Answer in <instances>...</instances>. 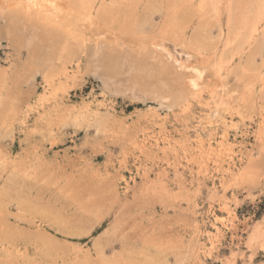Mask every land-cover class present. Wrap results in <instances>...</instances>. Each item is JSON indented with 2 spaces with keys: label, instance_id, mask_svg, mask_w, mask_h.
I'll return each instance as SVG.
<instances>
[{
  "label": "rangeland",
  "instance_id": "374dc122",
  "mask_svg": "<svg viewBox=\"0 0 264 264\" xmlns=\"http://www.w3.org/2000/svg\"><path fill=\"white\" fill-rule=\"evenodd\" d=\"M11 1L0 264H264V25L244 35L248 0H80L64 52L42 24L9 23ZM158 40L198 56L200 90Z\"/></svg>",
  "mask_w": 264,
  "mask_h": 264
},
{
  "label": "bare ground",
  "instance_id": "6f19581e",
  "mask_svg": "<svg viewBox=\"0 0 264 264\" xmlns=\"http://www.w3.org/2000/svg\"><path fill=\"white\" fill-rule=\"evenodd\" d=\"M86 1V0H85ZM202 1V5L204 6H208V5H215L216 1H218L219 3H222L223 0H201ZM242 1V0H241ZM12 3H10V7H9V15L10 19H9V23L13 20V21H17L20 23H29V22H33L35 21L36 24L39 23V26H41L40 24L43 25V27L41 26V29L43 28L45 31H47V33L49 34H56L58 36V38H61V41H66L67 43L62 44L63 48H62V52L64 51H68L69 47H71L69 45V43L72 45L73 41H67L69 40L68 38L70 37H74L75 40H77L76 44L79 42L78 40V33L75 31V29L78 27V23L81 20V18L83 17L82 12L86 11V8H84V6L80 3V0H13L11 1ZM84 2V1H83ZM89 2V1H88ZM228 2V0H227ZM91 3V2H90ZM230 3V2H229ZM228 4V3H227ZM87 5V4H86ZM219 5V4H218ZM221 5V4H220ZM223 5V4H222ZM89 6V5H87ZM92 6V5H91ZM227 6V5H226ZM235 6V5H234ZM86 7V6H85ZM219 7V6H218ZM89 8V7H88ZM224 8V7H223ZM228 8V7H226ZM246 11H245V21L243 22V28L244 29V35H249L251 38H256L260 35V29L263 27L264 25V0H248V3L245 6ZM225 9V8H224ZM89 11V10H88ZM237 11V10H236ZM240 11V10H239ZM103 12V11H102ZM244 11H242L243 13ZM240 14V13H239ZM244 14V13H243ZM233 15V13H232ZM241 17V15H239ZM243 16V15H242ZM9 18V17H8ZM230 18V17H229ZM244 18V17H243ZM242 18V19H243ZM4 19V18H3ZM7 19V18H6ZM4 19V20H6ZM8 20V19H7ZM235 20V19H234ZM84 21V19H83ZM33 22V23H35ZM81 22V21H80ZM94 22V21H93ZM8 23V24H9ZM32 23V24H33ZM82 23V22H81ZM21 24V25H22ZM31 24V26H32ZM17 25V24H14ZM26 25V24H24ZM28 25V24H27ZM242 25V24H241ZM9 26V25H6ZM5 26V27H6ZM20 26V25H19ZM34 26V25H33ZM38 26V27H39ZM4 27V28H5ZM18 27V26H17ZM27 27V26H26ZM10 28V27H9ZM14 28V26H13ZM12 28V29H13ZM20 28V27H19ZM37 28V26H36ZM98 28V27H97ZM3 29V28H2ZM7 29V28H6ZM11 29V28H10ZM18 29V28H17ZM16 29V30H17ZM21 29V28H20ZM32 29V28H31ZM30 29V30H31ZM39 29V28H38ZM15 30V31H16ZM22 30H25L24 27L22 28ZM43 30V32H44ZM77 30V29H76ZM7 31V30H6ZM13 31V30H12ZM20 31V30H19ZM28 31V30H27ZM26 31V32H27ZM40 31V29H39ZM75 31V32H74ZM1 33L5 32V31H1ZM23 32V31H22ZM21 32V33H22ZM54 32V33H53ZM8 33V31H7ZM16 33V32H15ZM18 33V34H21ZM25 33V32H24ZM23 33V35H24ZM37 33V30H35L34 34ZM40 33L42 34V31H40ZM77 33V34H76ZM242 33V32H241ZM12 34V33H9ZM8 34V35H9ZM40 34V36H41ZM51 34V35H52ZM4 35V34H3ZM15 35V34H13ZM27 35H29L27 33ZM26 35V36H27ZM38 35V33H37ZM36 35V37H37ZM47 34L44 35V37ZM241 35V34H240ZM7 36V34H6ZM16 38L18 35H15ZM12 37V35H11ZM22 36H20L19 38H21ZM32 37V36H30ZM29 37V38H30ZM35 37V35H34ZM29 38H26L27 40H29ZM33 38V37H32ZM38 38L41 37H37L36 39L38 40ZM43 38V37H42ZM49 38V37H48ZM8 39V38H7ZM14 39V38H12ZM25 39V38H24ZM31 39V38H30ZM45 39V38H43ZM49 39H56L55 37L53 38H49ZM9 40V39H8ZM16 40V39H15ZM18 40V39H17ZM11 41V40H10ZM22 41V40H21ZM26 42V40H24ZM34 41V38L33 40ZM30 40V42H32ZM41 41V40H40ZM51 41V40H49ZM164 41V40H163ZM157 42L156 45V50L160 53L163 54V56L166 58V60L172 64L173 66L180 68V70H189L188 73V87H190V89L194 92L200 90L201 86H202V80L204 78V72L201 68L194 66L192 64V61L194 62L196 59V56L190 51V49L188 50L187 48H185L183 45H172L169 47H167V45L163 42ZM13 42V41H11ZM15 42V41H14ZM23 42V41H22ZM29 42V43H30ZM56 42V40H55ZM166 42V41H165ZM27 44H29L28 42H26ZM168 43V42H167ZM21 44V43H19ZM32 44V43H31ZM30 44V46H32ZM35 44V41H34ZM38 46L39 44L36 43ZM35 44V45H36ZM69 47H68V45ZM181 44V43H180ZM18 45V44H17ZM34 45V47H35ZM59 45V44H58ZM98 45V44H97ZM96 45V46H97ZM25 46V45H24ZM29 46V45H27ZM29 46V47H30ZM73 46V45H72ZM33 47V46H32ZM18 48V47H16ZM22 48V46H21ZM59 48V47H58ZM99 48V46L97 47ZM24 49V47H23ZM32 49V48H30ZM54 49H57L54 48ZM53 49V50H54ZM33 50V49H32ZM37 50V49H36ZM51 50V49H50ZM52 50V52H53ZM60 50V49H59ZM97 51V49L95 50L94 47L92 49V52ZM28 51V50H27ZM26 51V52H27ZM35 51V50H34ZM75 50H73L74 52ZM31 52V51H30ZM92 52L90 53L92 56ZM98 52V51H97ZM154 52V51H153ZM33 53V52H32ZM39 53V50H38ZM37 53V54H38ZM68 53V52H67ZM66 53V55H67ZM94 54H96V52H93ZM51 54V52H50ZM64 54V53H63ZM142 54V53H141ZM29 55V53H28ZM33 55V54H32ZM31 55V58H33ZM97 55V54H96ZM37 56V55H36ZM89 58H92L90 57ZM95 56V55H93ZM53 57V55H52ZM62 57V56H61ZM198 57V56H197ZM38 58V57H37ZM36 58V60H37ZM99 58V57H98ZM35 59V58H34ZM44 59V58H43ZM52 59V58H51ZM50 59V60H51ZM56 59V57H55ZM61 59V58H60ZM198 59V58H197ZM49 60V61H50ZM35 61V60H34ZM53 61V60H52ZM62 61V60H61ZM48 62V61H47ZM161 62V61H160ZM196 62V61H195ZM46 63V61H45ZM95 64V63H94ZM165 64V63H164ZM36 65V64H35ZM49 66V64H48ZM46 65L45 68L48 67ZM41 67V66H40ZM162 67V66H161ZM164 67V65H163ZM169 67V66H168ZM63 68L64 65H63ZM97 68V67H96ZM96 68L94 70H96ZM173 68V67H172ZM98 69V68H97ZM171 69V66H170ZM175 71V70H174ZM177 71V70H176ZM94 72V71H93ZM186 72V71H184ZM179 73V72H178ZM186 74V73H185ZM181 76V75H179ZM187 77V76H186ZM186 81V82H187ZM255 81V80H254ZM222 86V85H221ZM224 87V86H223ZM155 93V92H154ZM156 94V93H155ZM246 94V93H245ZM245 98V97H244ZM230 99V98H229ZM261 100V99H260ZM229 102V101H228ZM258 104V103H257ZM247 105V104H246ZM264 111V110H263ZM13 247V246H12Z\"/></svg>",
  "mask_w": 264,
  "mask_h": 264
}]
</instances>
